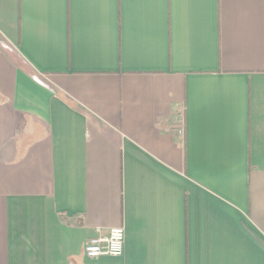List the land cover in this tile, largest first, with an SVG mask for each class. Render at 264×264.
Here are the masks:
<instances>
[{
	"label": "crops",
	"instance_id": "crops-1",
	"mask_svg": "<svg viewBox=\"0 0 264 264\" xmlns=\"http://www.w3.org/2000/svg\"><path fill=\"white\" fill-rule=\"evenodd\" d=\"M0 264H264V0H0Z\"/></svg>",
	"mask_w": 264,
	"mask_h": 264
},
{
	"label": "built area",
	"instance_id": "built-area-1",
	"mask_svg": "<svg viewBox=\"0 0 264 264\" xmlns=\"http://www.w3.org/2000/svg\"><path fill=\"white\" fill-rule=\"evenodd\" d=\"M183 134V131H179ZM125 230L116 228L103 235L100 229L97 235L89 239L84 245V256L88 260H97L101 257H119L124 252Z\"/></svg>",
	"mask_w": 264,
	"mask_h": 264
}]
</instances>
